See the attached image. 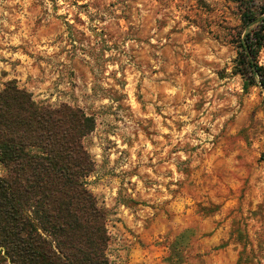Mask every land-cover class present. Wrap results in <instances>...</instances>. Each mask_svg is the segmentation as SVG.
Returning a JSON list of instances; mask_svg holds the SVG:
<instances>
[{
  "label": "rangeland",
  "instance_id": "rangeland-1",
  "mask_svg": "<svg viewBox=\"0 0 264 264\" xmlns=\"http://www.w3.org/2000/svg\"><path fill=\"white\" fill-rule=\"evenodd\" d=\"M252 2L0 0V90L95 119L110 264H264V88L236 48Z\"/></svg>",
  "mask_w": 264,
  "mask_h": 264
},
{
  "label": "trees",
  "instance_id": "trees-1",
  "mask_svg": "<svg viewBox=\"0 0 264 264\" xmlns=\"http://www.w3.org/2000/svg\"><path fill=\"white\" fill-rule=\"evenodd\" d=\"M252 1L238 72L264 88V0ZM94 129L79 107L37 102L15 81L0 90V264H110L107 211L85 183L95 164L84 139Z\"/></svg>",
  "mask_w": 264,
  "mask_h": 264
}]
</instances>
